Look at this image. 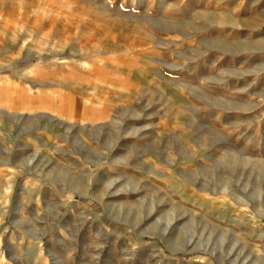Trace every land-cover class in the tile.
Segmentation results:
<instances>
[{
	"label": "rangeland",
	"instance_id": "1",
	"mask_svg": "<svg viewBox=\"0 0 264 264\" xmlns=\"http://www.w3.org/2000/svg\"><path fill=\"white\" fill-rule=\"evenodd\" d=\"M0 264H264V0H0Z\"/></svg>",
	"mask_w": 264,
	"mask_h": 264
}]
</instances>
